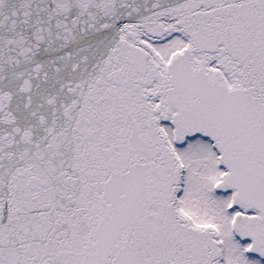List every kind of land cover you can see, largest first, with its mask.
Instances as JSON below:
<instances>
[{
	"label": "snow or ice",
	"instance_id": "6c2138e0",
	"mask_svg": "<svg viewBox=\"0 0 264 264\" xmlns=\"http://www.w3.org/2000/svg\"><path fill=\"white\" fill-rule=\"evenodd\" d=\"M0 264H264V0H0Z\"/></svg>",
	"mask_w": 264,
	"mask_h": 264
}]
</instances>
